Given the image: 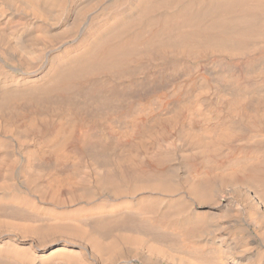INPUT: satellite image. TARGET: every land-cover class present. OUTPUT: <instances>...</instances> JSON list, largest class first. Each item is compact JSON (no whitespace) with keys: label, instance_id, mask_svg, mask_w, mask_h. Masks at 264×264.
Wrapping results in <instances>:
<instances>
[{"label":"bare ground","instance_id":"obj_1","mask_svg":"<svg viewBox=\"0 0 264 264\" xmlns=\"http://www.w3.org/2000/svg\"><path fill=\"white\" fill-rule=\"evenodd\" d=\"M0 264H264V0H0Z\"/></svg>","mask_w":264,"mask_h":264},{"label":"rangeland","instance_id":"obj_2","mask_svg":"<svg viewBox=\"0 0 264 264\" xmlns=\"http://www.w3.org/2000/svg\"><path fill=\"white\" fill-rule=\"evenodd\" d=\"M115 125H116L117 127H121V126H122V124H121L120 122H116Z\"/></svg>","mask_w":264,"mask_h":264}]
</instances>
